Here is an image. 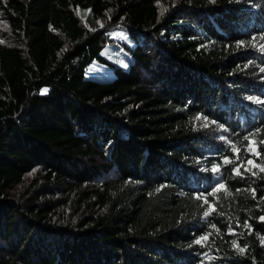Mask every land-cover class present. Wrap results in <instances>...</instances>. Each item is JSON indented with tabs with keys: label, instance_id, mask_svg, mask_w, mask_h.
<instances>
[{
	"label": "trees",
	"instance_id": "1",
	"mask_svg": "<svg viewBox=\"0 0 264 264\" xmlns=\"http://www.w3.org/2000/svg\"><path fill=\"white\" fill-rule=\"evenodd\" d=\"M0 264H264V0H0Z\"/></svg>",
	"mask_w": 264,
	"mask_h": 264
},
{
	"label": "rangeland",
	"instance_id": "2",
	"mask_svg": "<svg viewBox=\"0 0 264 264\" xmlns=\"http://www.w3.org/2000/svg\"><path fill=\"white\" fill-rule=\"evenodd\" d=\"M108 35L110 39L114 42L105 48V50L102 53V56L107 60H109V62L111 63H116L121 53L120 49H122L124 45L129 46L131 48L135 47V43L131 40L127 32V29H125L123 26L114 27L113 29H111L110 32H108ZM118 65H121L124 68H128L130 63L122 62V64L118 63ZM110 73L111 72L109 70V67L105 65H101L97 62H94L87 70L88 79H94V80L97 79L99 81H106L111 79ZM34 175L35 174H32L28 177L23 187H25L29 183V181Z\"/></svg>",
	"mask_w": 264,
	"mask_h": 264
},
{
	"label": "snow or ice",
	"instance_id": "3",
	"mask_svg": "<svg viewBox=\"0 0 264 264\" xmlns=\"http://www.w3.org/2000/svg\"><path fill=\"white\" fill-rule=\"evenodd\" d=\"M205 215H207V213L205 214ZM203 239V238H202ZM199 242V241H198ZM241 251H243V250H241Z\"/></svg>",
	"mask_w": 264,
	"mask_h": 264
}]
</instances>
